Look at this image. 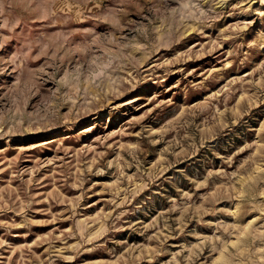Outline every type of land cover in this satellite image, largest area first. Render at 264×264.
I'll return each mask as SVG.
<instances>
[{"label":"rangeland","instance_id":"374dc122","mask_svg":"<svg viewBox=\"0 0 264 264\" xmlns=\"http://www.w3.org/2000/svg\"><path fill=\"white\" fill-rule=\"evenodd\" d=\"M0 264H264V0H0Z\"/></svg>","mask_w":264,"mask_h":264}]
</instances>
